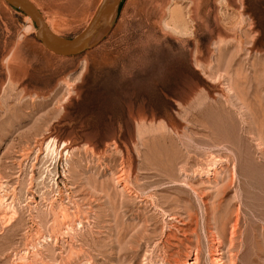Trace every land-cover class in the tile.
Segmentation results:
<instances>
[{
  "label": "rangeland",
  "instance_id": "obj_1",
  "mask_svg": "<svg viewBox=\"0 0 264 264\" xmlns=\"http://www.w3.org/2000/svg\"><path fill=\"white\" fill-rule=\"evenodd\" d=\"M122 3L0 0V264H264V0Z\"/></svg>",
  "mask_w": 264,
  "mask_h": 264
},
{
  "label": "water",
  "instance_id": "obj_2",
  "mask_svg": "<svg viewBox=\"0 0 264 264\" xmlns=\"http://www.w3.org/2000/svg\"><path fill=\"white\" fill-rule=\"evenodd\" d=\"M122 0H100L87 26L72 38L53 34L41 14L29 0H3L5 4L25 14L35 25L34 39L54 55L70 57L82 54L101 43L116 23Z\"/></svg>",
  "mask_w": 264,
  "mask_h": 264
},
{
  "label": "bare ground",
  "instance_id": "obj_3",
  "mask_svg": "<svg viewBox=\"0 0 264 264\" xmlns=\"http://www.w3.org/2000/svg\"><path fill=\"white\" fill-rule=\"evenodd\" d=\"M30 1V0H29ZM32 5H33V3H32ZM34 6V5H33ZM35 8L37 9V7L35 6ZM57 9L58 10H62L63 8L62 7H57ZM38 10V9H37ZM39 13H40V11H38ZM41 14V13H40ZM42 16V15H41ZM42 18H43V16H42ZM26 20L28 21L29 20V18L28 17H26ZM44 20V19H43ZM45 22V21H44ZM46 23V22H45ZM48 26V25H47ZM49 28V27H48ZM50 29V28H49ZM50 31L52 32V30L50 29ZM53 33V32H52ZM54 34V33H53ZM212 156V155H211ZM214 158V157H213ZM212 159V158H211ZM213 161H215V160H217L216 158H214V159H212ZM211 161V160H210ZM213 169V166H212V163H209V164H207V169H206V171H203V168H199V169H196L199 173H210V170H212ZM171 170V169H170ZM182 170V172H183V174H186V173H188V169L186 170V168H184V169H181ZM195 170V169H194ZM196 171V172H197ZM181 172V173H182ZM124 174H125V172H123ZM121 174V173H120ZM179 174H180V172H179ZM212 174V173H211ZM235 174V173H234ZM123 175V174H122ZM121 177V176H120ZM121 179H122V177H121ZM124 179V178H123ZM120 180V179H119ZM176 180V179H175ZM175 182H177V181H175ZM183 182V181H182ZM174 183V182H173ZM184 183V182H183ZM177 184H178V182H177ZM174 185V184H173ZM186 185H187V183H186ZM219 206V205H218Z\"/></svg>",
  "mask_w": 264,
  "mask_h": 264
},
{
  "label": "trees",
  "instance_id": "obj_4",
  "mask_svg": "<svg viewBox=\"0 0 264 264\" xmlns=\"http://www.w3.org/2000/svg\"><path fill=\"white\" fill-rule=\"evenodd\" d=\"M122 2H123V0H122V1H121V3H120V4H121L120 8H121V7H122V5H123V3H122ZM15 10H16V9H15Z\"/></svg>",
  "mask_w": 264,
  "mask_h": 264
}]
</instances>
